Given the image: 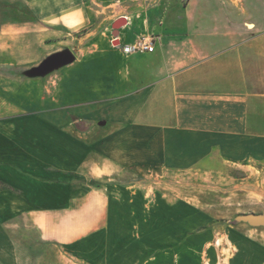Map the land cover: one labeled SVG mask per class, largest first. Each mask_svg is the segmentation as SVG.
<instances>
[{"label": "crops", "instance_id": "0c3cea01", "mask_svg": "<svg viewBox=\"0 0 264 264\" xmlns=\"http://www.w3.org/2000/svg\"><path fill=\"white\" fill-rule=\"evenodd\" d=\"M27 3L37 21L0 22L8 65L55 54L37 56L53 34L91 25L93 3L127 14L121 46L143 35L160 41L125 55L94 29L78 38L75 61L44 79L0 77V264H22L36 241L72 262L106 263L180 220L166 208L195 212L149 197V181L169 172L237 166L264 181V0H171L158 23L152 15L165 0ZM114 240L123 245L112 249Z\"/></svg>", "mask_w": 264, "mask_h": 264}, {"label": "rangeland", "instance_id": "374dc122", "mask_svg": "<svg viewBox=\"0 0 264 264\" xmlns=\"http://www.w3.org/2000/svg\"><path fill=\"white\" fill-rule=\"evenodd\" d=\"M92 5L89 13L91 25H86L84 30L74 31L71 35L53 34L54 38L45 40L37 56L65 49L77 55L78 38L94 29L96 32L100 29L102 38L112 39V46L121 49L120 41L114 39L118 36L114 25L122 29L125 24L121 22L117 25V21L127 14L103 9L98 12V5ZM172 5L171 0H165L160 12L156 11L152 15V21L156 23L161 14L167 12ZM70 19H67L68 23ZM3 20H16L21 23L37 21L27 0H0V22ZM27 34L32 41L34 32ZM30 52L36 54V49H30ZM7 61L6 57L0 55V77L13 75V72L19 70L27 71L40 64L39 61L25 60L15 67L14 64L8 65ZM17 77H20L17 78L20 82L28 84L29 78ZM226 169L212 175L194 171L169 172L151 179L149 197L155 195L175 203H188L194 206L195 212L184 217L177 216L183 212H178L181 209L179 204L173 206L171 212L166 208V217L175 213L174 218L180 220L170 222L148 236L132 239L124 252L108 257L109 260L103 264H239V261L245 262L244 264H264V226L238 220L239 217L248 215H264V181L256 177V173H248L241 167L229 166ZM123 177L128 181L133 176ZM112 224L117 225V231L122 229L120 222ZM121 242L124 243V238ZM122 245L114 240L111 248H120ZM33 247L36 249L35 253H28L24 247L22 264H84L67 259L59 246H44L36 241ZM112 249H109L111 254L115 251Z\"/></svg>", "mask_w": 264, "mask_h": 264}, {"label": "water", "instance_id": "95a60500", "mask_svg": "<svg viewBox=\"0 0 264 264\" xmlns=\"http://www.w3.org/2000/svg\"><path fill=\"white\" fill-rule=\"evenodd\" d=\"M121 22L124 24L126 22L125 18L120 19L117 21V25H120ZM115 32H118L119 35V27L116 28ZM118 36L115 37L117 40ZM76 57L75 55L68 49H65L63 51L57 52L51 56H48L46 59H44L37 67L32 68L27 71H15L12 74L21 76L22 78H41L44 79V77L58 69H61L67 65L72 64L75 61ZM238 220H246L249 221L251 224L256 226H264V215H248L244 217H239Z\"/></svg>", "mask_w": 264, "mask_h": 264}, {"label": "built area", "instance_id": "2783aa9c", "mask_svg": "<svg viewBox=\"0 0 264 264\" xmlns=\"http://www.w3.org/2000/svg\"><path fill=\"white\" fill-rule=\"evenodd\" d=\"M157 41H160L158 35H143L137 37L132 43L122 45L121 49L125 55L143 54L154 51Z\"/></svg>", "mask_w": 264, "mask_h": 264}, {"label": "bare ground", "instance_id": "6f19581e", "mask_svg": "<svg viewBox=\"0 0 264 264\" xmlns=\"http://www.w3.org/2000/svg\"><path fill=\"white\" fill-rule=\"evenodd\" d=\"M115 26V29L117 28V27H119V26H116V25H114Z\"/></svg>", "mask_w": 264, "mask_h": 264}]
</instances>
